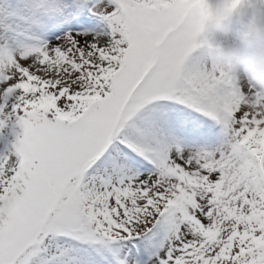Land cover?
Wrapping results in <instances>:
<instances>
[{
  "label": "snow or ice",
  "instance_id": "1",
  "mask_svg": "<svg viewBox=\"0 0 264 264\" xmlns=\"http://www.w3.org/2000/svg\"><path fill=\"white\" fill-rule=\"evenodd\" d=\"M0 264H264V0H0Z\"/></svg>",
  "mask_w": 264,
  "mask_h": 264
}]
</instances>
